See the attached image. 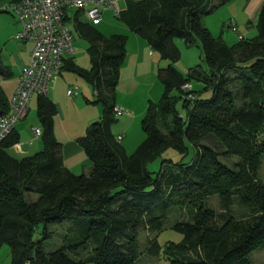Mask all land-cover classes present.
Wrapping results in <instances>:
<instances>
[{
	"label": "trees",
	"instance_id": "1",
	"mask_svg": "<svg viewBox=\"0 0 264 264\" xmlns=\"http://www.w3.org/2000/svg\"><path fill=\"white\" fill-rule=\"evenodd\" d=\"M229 1L125 0L115 17L169 61L159 75L163 92L157 102L148 101L140 121L145 137L131 153L111 131L127 37L105 36L77 10L73 19L65 17L85 39L90 66L65 57L61 70L82 78L93 90V103L102 106L99 119L76 139L90 171L74 173L64 165L54 133L56 105L37 95L42 149L13 156L8 149L19 142L14 128L0 142V247L8 244L10 264H137L138 230L157 235L174 206L190 208L189 219L172 225L182 239L161 247L154 238L149 254L169 264H252L251 253L264 248V183L258 176L264 157V0L256 35L230 46L202 20ZM174 38L198 44L206 70L178 71ZM10 75L0 56V77ZM193 81L203 86H192L195 98L189 101L181 85ZM8 112L9 99L0 87V116ZM190 148L193 156L184 161ZM169 149L180 158H163ZM221 156L237 161L230 166ZM157 158L160 167L153 174L147 166ZM212 196L222 212L207 206ZM235 201L248 210L240 217L232 212ZM53 224L65 225V233L59 247L46 251Z\"/></svg>",
	"mask_w": 264,
	"mask_h": 264
},
{
	"label": "rangeland",
	"instance_id": "2",
	"mask_svg": "<svg viewBox=\"0 0 264 264\" xmlns=\"http://www.w3.org/2000/svg\"><path fill=\"white\" fill-rule=\"evenodd\" d=\"M8 3V0H0V5ZM227 4V3H226ZM230 6L233 5H225L223 8L218 9L219 11H216V13H210L208 15L203 16V22L205 25H208L207 27L210 29L213 36H221V38L224 40V42L227 45L234 44L240 37H252L256 35V20L248 22L247 19H240L238 20L236 26H233V24H230L231 19H229L225 14L229 13ZM119 10L123 9L125 7V1L118 2ZM74 11V10H73ZM83 21H87L84 16L81 17ZM99 24H96L94 27L99 30L101 33H103L105 36H109L112 34H122L125 35V32H129L126 26L119 21L111 12V10L107 9L103 11L102 13V19L99 20ZM67 27L71 33L72 36V46L73 50L70 52V57L74 60V62L83 68H89L90 62H89V55L86 51L87 43L85 39H83L81 36L78 35V32L75 29L74 23H72V20H69L67 23ZM20 23L17 20V17L9 10L6 12L0 11V56L2 62L8 63V59H10L11 56H14V54H24L27 47L31 43L29 41H20L14 38V35L16 31L19 29ZM236 27V28H235ZM142 39V38H141ZM174 43L179 49L180 57L177 61L173 63V66L180 71L182 74H186L190 69L193 68H199L200 70H206V64L202 58L201 49L198 44H193L191 46H188L182 39L180 38H174ZM154 54L156 56V60H152L151 65L154 67L153 71L150 70L148 77L146 78V83L149 86L146 85V87H141V92L147 96L144 97L145 101L147 98H149L152 102H157L160 98L162 92H163V86L159 80V77L157 76V73L160 75L161 69L166 68L169 61L166 59H161L158 52L154 51ZM158 65L161 67L160 71L157 72L156 69ZM65 74L67 76H72L73 79L82 81L79 76L76 74L69 72V71H63L62 75ZM228 76L232 78L234 76V73L232 71L229 72ZM58 78H56V75H53L51 80L48 83V91L52 84L57 83V89L59 92V96L55 99L57 103H59L61 109V116H64L65 113L69 116L76 117L80 115L82 111L78 109V105L73 103V101L77 98H80V94L76 97V95L72 96H65L63 93V90L66 91L71 84V88L74 87L73 82H68V84L63 85V79L60 75H58ZM83 82V81H82ZM192 86L194 89L199 90L202 88L203 84L198 81H193ZM236 85H238V81L232 82L229 84V86H232L234 88ZM79 91V90H78ZM172 94L177 95V91H173ZM210 94V89L202 92V96L206 97ZM91 98V104L98 106L100 110L102 111V106L100 103H93L94 95L93 91L91 90L90 93ZM178 109L181 113H184V109L182 107V101H179L177 104ZM57 119L60 118L59 114H56ZM121 117L116 116V119L119 120ZM56 118L54 120H57ZM19 122V121H18ZM26 122V121H25ZM117 122V121H116ZM145 135L143 136L144 139ZM142 139V140H143ZM141 140V141H142ZM207 142V141H206ZM9 153L13 154V151L11 148L8 149ZM132 152V150H129ZM129 152V153H131ZM128 153V152H127ZM193 156V149L190 148V152L187 156L184 157V161H188ZM163 158H172L174 161L178 160L180 158V154L176 152L173 149L167 150L163 156ZM160 159L157 158L155 161H152L148 164V170L153 172V174L158 171L160 167ZM221 159L226 162L228 165H232L233 162L237 161L236 156H221ZM258 176L261 179V181L264 183V157L262 159ZM36 195L31 194L30 199L35 200ZM207 206L211 209L215 210L217 213L222 212V208L219 204L218 198L215 196H212L207 201ZM190 208H179L178 206H174L168 217L166 218L162 230L158 232L156 235L155 232H150L146 229H139L137 233V238L139 242V251H142L141 255L139 256L137 260V264H157L156 262L160 261L157 256L153 254H149L146 249L149 246L150 242L156 238V241L161 247H164L166 242L173 241V242H179L182 239V234L174 229H172V225L178 221V220H187L190 218ZM248 210L244 207H242L237 201L234 202V205L232 207V212L236 217H240L241 213H246ZM48 229L52 232L51 237L45 241V249L46 251L53 250L57 247H59L62 244L63 236L65 233V225H59V224H53L49 225ZM156 235V236H155ZM37 237V234L35 235V238ZM258 252V249L253 251L250 255L251 260L252 256H255V254ZM264 258L262 259V261ZM261 261V262H262ZM0 264H10V249L8 244H3L0 247ZM252 264H256V262H252ZM259 264V263H257Z\"/></svg>",
	"mask_w": 264,
	"mask_h": 264
},
{
	"label": "crops",
	"instance_id": "3",
	"mask_svg": "<svg viewBox=\"0 0 264 264\" xmlns=\"http://www.w3.org/2000/svg\"><path fill=\"white\" fill-rule=\"evenodd\" d=\"M262 3L263 0H230L223 6L233 5L230 6L229 13L225 15L231 19L230 24L232 23L233 26H236L240 19H247V23L256 20L257 13ZM223 6L218 9L223 8ZM218 9L213 13L219 11ZM99 23L100 22L96 24ZM125 36L127 37V54L120 68L119 82L115 88L114 99L115 106L123 108L124 113L118 115L121 118L112 126L111 131L115 138L120 137L119 142L123 145L126 152L129 153L131 152L129 150L133 151L137 147L144 136L140 127V121L150 99L147 98L145 101L144 97L147 95H144L141 92V87H146V85L152 87L145 81L150 70L153 71L154 67L151 65V62L152 60H156V56L154 50L150 48L145 40L141 39L136 34L129 31L128 33L125 32ZM31 47L32 44H29L24 54H14V56H11L10 59H8V63L3 62L9 67L11 75L7 78L0 77V87L9 100L17 86L22 68L29 62ZM66 57H70V54ZM160 69L161 67L158 65L156 71L159 72ZM62 72L63 71L61 70L60 73L55 75L59 81L61 79L58 78V75L62 77L63 85L68 84V82L76 84L73 88H71V84H69V87L65 89L66 91L63 90V93L68 97L72 95H76L77 97L80 94L81 97L75 99L73 103L77 104L78 109L82 112L76 117L69 116L66 113L64 116H61V107L59 103L55 101L59 96L57 89L58 81L55 82L56 84H52L47 96L55 103L57 113L60 117L57 119V116H54V119H57L54 120L55 137L61 143L60 154L64 165L74 173H89L90 162L76 139L84 134L86 127L92 121L99 119L101 110L98 106L91 104L90 93L92 89L82 78L80 79L83 82L73 79L72 76H67L65 74L62 75ZM157 76L159 77L158 73ZM70 88L75 94H67V90ZM36 100L37 94H33L30 98L25 118L16 122L14 125V131H16L19 136V142L10 148L13 151L12 155L15 157L30 155L42 149L40 135L35 136L33 133L34 128H40V124L36 117ZM263 258L264 248L258 249L255 256H252V262H256V264H264V260L262 261ZM156 263L169 264L167 261L163 260L162 257L160 258V261Z\"/></svg>",
	"mask_w": 264,
	"mask_h": 264
},
{
	"label": "built area",
	"instance_id": "4",
	"mask_svg": "<svg viewBox=\"0 0 264 264\" xmlns=\"http://www.w3.org/2000/svg\"><path fill=\"white\" fill-rule=\"evenodd\" d=\"M120 1L125 0H19L0 5L1 10L11 11L20 23L14 38L32 44L29 62L22 68L9 100V112L0 116V142L10 134L16 122L25 118L31 96L47 95L51 77L61 71L63 59L73 50L65 17L73 19L72 11L77 10L87 22L96 24L104 10L109 9L118 16ZM181 89L185 99L195 98L191 83H183ZM67 94L75 93L70 88ZM113 111L116 116L124 113L123 108L117 106ZM33 133L39 136L41 129L34 128Z\"/></svg>",
	"mask_w": 264,
	"mask_h": 264
}]
</instances>
